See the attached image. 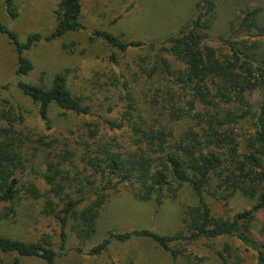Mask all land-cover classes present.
Here are the masks:
<instances>
[{"label":"trees","instance_id":"1","mask_svg":"<svg viewBox=\"0 0 264 264\" xmlns=\"http://www.w3.org/2000/svg\"><path fill=\"white\" fill-rule=\"evenodd\" d=\"M57 1L56 25L47 37L33 34L24 44H19L17 35L0 23V34L7 36L16 52L17 76H26L33 69L24 52L40 41L51 42L83 30L91 40H101L119 53L148 50L149 54L139 60L138 67L140 75L155 85L154 94L145 102L143 111L129 94L122 113H114L111 106L107 107V114L112 118L104 123L110 132L120 134L121 139L123 133L124 140L115 139L107 148L81 156L91 174L78 182L71 179V194L65 193L64 171L59 168L67 157L62 156L61 163L47 164L44 179L49 195L60 207L54 218L61 222V243H65L63 230L67 226L79 241L91 239L109 194L121 187H126L134 200L153 202L160 207L165 201L176 199L179 189L188 185L197 204L185 211L180 232L164 236L146 230L109 233L93 247L90 255L104 253L113 242L147 239L169 254L172 264H179L182 250H172L171 244L228 237L254 251L256 264H264V242L256 241L251 235L256 215L264 211V99L259 105L249 99L255 92L264 90V58L259 56L255 42L235 38L239 31L247 32L254 39L264 38V29L258 25L261 9L247 11L232 34L221 40L228 51L222 54L206 44L215 19L216 4L211 0L195 4V17L185 29L159 44L128 41L108 31H88L79 21V0ZM3 2L8 16L16 18L13 0ZM252 30L257 33L251 34ZM110 60L115 62V57L112 55ZM18 87L39 107L46 126H49L47 115L52 106L75 115L90 114L85 99L70 93L63 74L55 75L49 87L22 83ZM3 120L6 126H0V205H9V208L0 214V225L16 215L14 205L20 193L16 173L23 161L22 142L13 127L14 121L0 117ZM185 120L190 122V127L177 134L174 124ZM245 125H250L252 130L243 132ZM73 157L71 153V160ZM24 192L35 201L43 198L33 185ZM235 195L255 200V204L226 220L212 216L204 201L207 196L226 203ZM45 203L53 211L50 199ZM0 253L12 256L9 264H21L23 259L56 264L49 236L37 242H25L0 235ZM216 255L221 264H229L227 256L218 252Z\"/></svg>","mask_w":264,"mask_h":264},{"label":"rangeland","instance_id":"2","mask_svg":"<svg viewBox=\"0 0 264 264\" xmlns=\"http://www.w3.org/2000/svg\"><path fill=\"white\" fill-rule=\"evenodd\" d=\"M79 1V21L88 31H108L128 41L159 44L185 29L195 17V4H202L204 0ZM211 1L216 4L215 19L206 44L216 52L228 54L221 40L232 34L231 31L237 28L247 11L261 9L258 25L264 29V0ZM13 4L18 13L16 18L8 16L4 2L0 0V23L17 35L19 44H24L30 35L38 34L44 38L53 32L57 0H13ZM246 33L239 31L235 38L255 42L259 46V56L264 58V38L254 39ZM147 54L146 49L119 53L101 40H91L88 32L80 30L51 42L40 41L24 52L23 56L30 60L33 69L26 76H17L14 46L5 34H0V117L14 121L13 127L22 142L23 158L22 167L16 173L20 186L19 198L14 205L16 215L1 223L0 235L25 242H37L43 236H49L56 254V264H172L169 254L147 239L113 242L97 256L90 255V251L109 233L146 230L164 236L180 232L185 211L197 204V198L188 185L179 189L176 199H169L160 207L153 202L134 200L128 189L121 187L116 193L109 194L99 212L96 233L91 239L79 241L67 226L63 230L65 243L62 244L61 222L54 218L60 207L56 206L57 200L49 195V186L44 179L47 164L61 163L62 156H66L67 161L59 168L64 171L65 193L71 194V179L78 182L91 174L86 170L81 156L85 152L107 148L115 139L124 140L123 133L121 139L120 134L108 130L104 120L112 117L106 109L111 106L114 113L120 114L126 110L127 99L131 97L136 99L139 110L143 111L145 102H149L154 94L155 86L154 82H148L140 75L139 60ZM112 55L115 62L110 60ZM167 59L177 66L171 58ZM58 74L65 75L67 88L72 95L85 99L90 114L75 115L52 106L47 115L49 126H46L39 115V107L21 93L18 84L49 87L53 77ZM249 99L254 105H259L264 99V90L255 92ZM0 126H6L4 120L0 121ZM173 127L177 134L182 133L190 127V122L181 121ZM251 130L250 125H245L243 132ZM120 144L123 145L122 142ZM71 153L74 154L73 161ZM30 185L43 198L37 201L29 198L24 189ZM47 198L52 202L53 211L46 208ZM204 201L212 216L224 220L251 209L255 204V200L240 195H235L226 203L207 196ZM6 208L9 205H0V214H4ZM263 228L264 211H261L256 215L251 230L252 237L258 242H264ZM170 247L174 251L182 250L178 256L179 264H221L217 252L227 256L229 264L257 262L256 253L242 246L235 238L176 242ZM11 260L12 256L0 253V264H9ZM21 264L43 263L40 259H23Z\"/></svg>","mask_w":264,"mask_h":264}]
</instances>
